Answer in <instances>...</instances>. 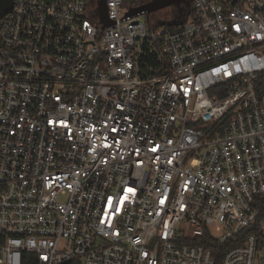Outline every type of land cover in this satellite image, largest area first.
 I'll list each match as a JSON object with an SVG mask.
<instances>
[{"label": "built area", "instance_id": "obj_1", "mask_svg": "<svg viewBox=\"0 0 264 264\" xmlns=\"http://www.w3.org/2000/svg\"><path fill=\"white\" fill-rule=\"evenodd\" d=\"M106 4L0 20V264H264V0Z\"/></svg>", "mask_w": 264, "mask_h": 264}, {"label": "water", "instance_id": "obj_2", "mask_svg": "<svg viewBox=\"0 0 264 264\" xmlns=\"http://www.w3.org/2000/svg\"><path fill=\"white\" fill-rule=\"evenodd\" d=\"M15 4L16 0H0V20L13 11ZM166 8L178 9L177 15H175L170 22L182 25L192 11L191 0H150V2L145 5L131 8L126 14V18L146 15L148 19L151 13H156ZM91 18L99 19L100 24H102V30L114 25V22L108 17L106 0H96V8Z\"/></svg>", "mask_w": 264, "mask_h": 264}, {"label": "rangeland", "instance_id": "obj_3", "mask_svg": "<svg viewBox=\"0 0 264 264\" xmlns=\"http://www.w3.org/2000/svg\"><path fill=\"white\" fill-rule=\"evenodd\" d=\"M133 0H128V7L130 6L131 2ZM150 0H148L149 2ZM172 8H166V9H163L161 11H158L156 13H151L150 16H149V21L152 25H158L160 22L162 23H169L171 21V19H173V14H172ZM146 18V17H145Z\"/></svg>", "mask_w": 264, "mask_h": 264}, {"label": "trees", "instance_id": "obj_4", "mask_svg": "<svg viewBox=\"0 0 264 264\" xmlns=\"http://www.w3.org/2000/svg\"><path fill=\"white\" fill-rule=\"evenodd\" d=\"M128 0H126L127 2ZM131 1V0H130ZM89 3L93 6L96 4V0H89ZM128 3V2H127ZM148 3V0H133L130 7H139ZM24 264H37L36 257L33 254H26L24 256ZM73 264V263H71Z\"/></svg>", "mask_w": 264, "mask_h": 264}, {"label": "flooded vegetation", "instance_id": "obj_5", "mask_svg": "<svg viewBox=\"0 0 264 264\" xmlns=\"http://www.w3.org/2000/svg\"><path fill=\"white\" fill-rule=\"evenodd\" d=\"M149 2H150V1H149ZM191 9H192V0H191ZM171 10H172V14H173V16H174V15H177V13H178V9L172 8Z\"/></svg>", "mask_w": 264, "mask_h": 264}]
</instances>
